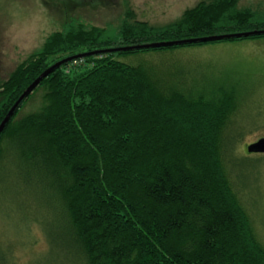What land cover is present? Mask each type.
Instances as JSON below:
<instances>
[{"label":"trees","instance_id":"1","mask_svg":"<svg viewBox=\"0 0 264 264\" xmlns=\"http://www.w3.org/2000/svg\"><path fill=\"white\" fill-rule=\"evenodd\" d=\"M239 1L200 0L165 25L135 20L131 11L116 29L68 22L0 82V123L35 78L66 56L264 29V12ZM205 43L65 63L7 123L0 181L16 161L19 194L58 203L67 230L62 264H264V243L228 170L230 157L237 168L246 159L234 154L241 137L229 130L237 111L229 94L210 99L181 88L178 71L116 58ZM36 98L38 109L20 114Z\"/></svg>","mask_w":264,"mask_h":264},{"label":"rangeland","instance_id":"2","mask_svg":"<svg viewBox=\"0 0 264 264\" xmlns=\"http://www.w3.org/2000/svg\"><path fill=\"white\" fill-rule=\"evenodd\" d=\"M199 1L101 0L93 5L81 4L66 10L55 7L50 21L37 10L36 17L30 23L22 20L20 28L16 22L7 23L11 35L0 49V82L40 48L49 34L72 20L116 29L131 11L135 20L165 25L178 19ZM238 6L264 12V0H240ZM116 58L131 65L144 63L161 73L178 71L175 80L181 88L185 86L188 91L210 99L223 92L227 93L225 96L229 94L231 103L237 106L229 130L231 135L241 137L235 144L234 154L245 155L246 159L237 168L230 157L228 170L264 243V156L247 152L248 144L264 136V37L126 53ZM36 99L23 107L20 114L37 110L41 101ZM15 169L16 161H11L1 171L0 264H62L58 257L67 230L61 208L58 203L35 201L32 195L21 196L14 187L17 182Z\"/></svg>","mask_w":264,"mask_h":264},{"label":"water","instance_id":"3","mask_svg":"<svg viewBox=\"0 0 264 264\" xmlns=\"http://www.w3.org/2000/svg\"><path fill=\"white\" fill-rule=\"evenodd\" d=\"M261 34H264V29H256V30L225 33V34H214V35H208V36L177 39V40L156 41V42H149V43H144V44L120 46V47H113V48H102V49H96V50H92L88 52H79L73 55L66 56L56 61L52 65H50L48 68H46L24 90V92L15 101V103L12 105V107L9 109V111L7 112L3 120L1 121L0 135L2 131L5 129L7 123L10 121L12 116L16 113V111L20 107V104L23 102V100L34 91V89L43 81L45 77H47L55 69H57L58 67L62 66L65 63L71 62L79 58H83L85 56L103 54V53L114 52V51H128V50H134V49L157 48V47H166V46L188 44V43L211 42V41H217V40H225V39H231V38H236V37L237 38L248 37V36H253V35H261ZM247 151L249 153H264V136L259 138L257 141L248 144Z\"/></svg>","mask_w":264,"mask_h":264},{"label":"flooded vegetation","instance_id":"4","mask_svg":"<svg viewBox=\"0 0 264 264\" xmlns=\"http://www.w3.org/2000/svg\"><path fill=\"white\" fill-rule=\"evenodd\" d=\"M100 1L101 0H0V49H2V43L6 41L7 36L10 37L11 35L9 31L10 28L7 29L9 23L16 22V26L20 28L22 20L30 23L33 17H36L37 10L43 12L45 14V19L50 21L53 20L52 15L55 7L66 10L69 7H75L81 4L93 5Z\"/></svg>","mask_w":264,"mask_h":264}]
</instances>
